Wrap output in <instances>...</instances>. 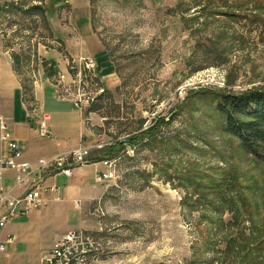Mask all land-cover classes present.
Segmentation results:
<instances>
[{
	"label": "rangeland",
	"instance_id": "1",
	"mask_svg": "<svg viewBox=\"0 0 264 264\" xmlns=\"http://www.w3.org/2000/svg\"><path fill=\"white\" fill-rule=\"evenodd\" d=\"M77 14L112 63L110 78L94 56L93 79L76 77L86 56L68 58L65 71L51 60ZM0 35L26 92L37 80L44 101L69 97L77 111L81 98L95 131L84 145L115 151L104 183L93 165L46 182L63 201L37 210L39 244L83 230L99 244L90 264H252L233 249L264 241V161L226 130L215 95L264 88L262 0H0Z\"/></svg>",
	"mask_w": 264,
	"mask_h": 264
},
{
	"label": "crops",
	"instance_id": "2",
	"mask_svg": "<svg viewBox=\"0 0 264 264\" xmlns=\"http://www.w3.org/2000/svg\"><path fill=\"white\" fill-rule=\"evenodd\" d=\"M79 15L75 16L77 21L74 26H70V31L57 33V40L61 41L62 51L60 52L61 54L58 52H55V54L51 53L50 58L51 60L55 58V61L58 62L59 66H63L65 71V64L68 58H77L81 55L89 58L94 56L95 60H97V65L100 66L99 64L102 63L104 65L102 66L103 73H108L105 76L110 78L114 67L111 62L98 58L101 55L98 51L99 43L96 38H92L85 33L87 23L85 18L78 17ZM34 83L37 84L34 95L27 93L25 81L21 74L17 72L15 59L11 55L10 48H8L0 35V121H4L7 124L8 130L23 153V159L32 164H36L40 158L67 152L80 144H87L86 138L95 134V131L88 127L87 119L85 120L82 111L75 110L72 108L71 102H67L69 97H64L65 100L62 98L63 100L59 101L56 98L53 99V95V98L44 101L41 82H39L40 85H38L37 80ZM48 83L47 85L52 88V83ZM41 108L49 113L51 137H41L38 133L37 126L41 118V114L39 115ZM8 154L7 142L0 140V157ZM97 169L104 171L100 164L97 165ZM74 170L70 177L63 174L57 175L72 178L75 173ZM8 176L11 177L12 174ZM94 182L97 183L95 180ZM6 183L11 185L12 180L8 179ZM85 187H80V189ZM88 187L85 191H82V198L94 194L96 185H92L90 190ZM73 201L77 202L78 200L73 199ZM40 211H33L29 219H24L26 222L23 220L21 223H7L3 228H0V244L4 247L3 250H0V255L4 253L3 256L5 259L7 258V264H39L41 255L66 234L65 231L61 230L54 237H49L46 243L39 244L41 238L35 231L38 227V222L34 218L42 217ZM8 238H13V241L11 243L5 242ZM0 264L2 263L0 262Z\"/></svg>",
	"mask_w": 264,
	"mask_h": 264
},
{
	"label": "built area",
	"instance_id": "3",
	"mask_svg": "<svg viewBox=\"0 0 264 264\" xmlns=\"http://www.w3.org/2000/svg\"><path fill=\"white\" fill-rule=\"evenodd\" d=\"M79 63L78 68L75 69L79 80L85 72L91 79L96 77L94 59L80 58ZM73 102L80 111L83 109L81 98H73ZM49 121V114L43 113L37 126L41 137L52 136ZM0 140L7 142L9 149L7 156L0 157V228L11 220L30 215L49 202L62 201L61 188L55 184H46L57 174L70 177L74 168L93 165L94 180L97 183H104L110 180L115 171L116 159L104 157L95 160L99 156H93V148L99 151L102 146L80 144L67 152L40 158L36 164H32L23 159V153L4 121H0ZM98 164L104 168V171L97 169ZM9 174L12 176H8ZM8 179L12 180V184L6 188L5 183ZM12 241L13 238L6 240L7 243ZM98 245L96 239L86 231L70 230L41 255L39 264H90L89 261L97 251ZM3 248L0 244V250Z\"/></svg>",
	"mask_w": 264,
	"mask_h": 264
},
{
	"label": "trees",
	"instance_id": "4",
	"mask_svg": "<svg viewBox=\"0 0 264 264\" xmlns=\"http://www.w3.org/2000/svg\"><path fill=\"white\" fill-rule=\"evenodd\" d=\"M215 96L216 110L224 118L226 130L241 141L248 153L264 161V88H254L233 94L220 92ZM107 150V148L100 149L99 157L95 160L98 161L104 157L113 159L115 151ZM233 252L241 259L242 256H251L252 264H257L258 254L264 252V241L252 244L248 240L240 243L237 241ZM241 264H243L242 260Z\"/></svg>",
	"mask_w": 264,
	"mask_h": 264
}]
</instances>
